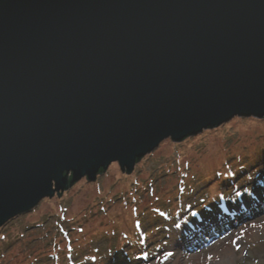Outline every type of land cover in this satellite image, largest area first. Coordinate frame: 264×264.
<instances>
[{
  "label": "water",
  "instance_id": "1",
  "mask_svg": "<svg viewBox=\"0 0 264 264\" xmlns=\"http://www.w3.org/2000/svg\"><path fill=\"white\" fill-rule=\"evenodd\" d=\"M234 118L264 119V0H0V229Z\"/></svg>",
  "mask_w": 264,
  "mask_h": 264
},
{
  "label": "rangeland",
  "instance_id": "2",
  "mask_svg": "<svg viewBox=\"0 0 264 264\" xmlns=\"http://www.w3.org/2000/svg\"><path fill=\"white\" fill-rule=\"evenodd\" d=\"M258 192L264 119L234 118L42 200L0 229V264H264Z\"/></svg>",
  "mask_w": 264,
  "mask_h": 264
},
{
  "label": "bare ground",
  "instance_id": "3",
  "mask_svg": "<svg viewBox=\"0 0 264 264\" xmlns=\"http://www.w3.org/2000/svg\"><path fill=\"white\" fill-rule=\"evenodd\" d=\"M260 193L258 192V198L259 197H261L256 203L254 202V201H252V200H248L247 198L243 201V206H247V207H251L252 206V208L254 209V210H256V209H262L263 208V204H264V197H262L263 195H264V193L262 194V195H259ZM259 203V204H258ZM207 222L208 221H206V223L205 224H207ZM211 225H212V223L210 224V225H207V229H210V227H211ZM204 231V233L206 232V233H208L207 232V230H206V228H205V230H203ZM142 237H144V236H142ZM141 239V237L139 236V240Z\"/></svg>",
  "mask_w": 264,
  "mask_h": 264
},
{
  "label": "trees",
  "instance_id": "4",
  "mask_svg": "<svg viewBox=\"0 0 264 264\" xmlns=\"http://www.w3.org/2000/svg\"><path fill=\"white\" fill-rule=\"evenodd\" d=\"M100 173H102V172H100ZM100 175V174H99ZM75 185V184H74ZM73 187V186H72ZM137 243V242H136ZM134 251H136V250H134ZM71 253L69 252L67 255H66V258H68V256L70 255ZM69 259V258H68ZM66 262V261H65ZM89 262L90 263H93L94 261H93V259L92 258H90L89 259ZM78 263V262H77ZM62 264H64V263H62ZM67 264H73L72 262H67ZM79 264V263H78Z\"/></svg>",
  "mask_w": 264,
  "mask_h": 264
},
{
  "label": "snow or ice",
  "instance_id": "5",
  "mask_svg": "<svg viewBox=\"0 0 264 264\" xmlns=\"http://www.w3.org/2000/svg\"><path fill=\"white\" fill-rule=\"evenodd\" d=\"M172 253L171 252H166V253H163V258L164 259H167L169 256H171ZM210 258V257H209Z\"/></svg>",
  "mask_w": 264,
  "mask_h": 264
}]
</instances>
